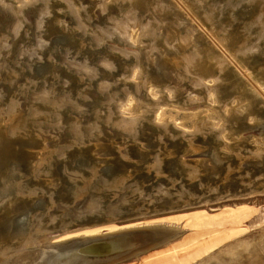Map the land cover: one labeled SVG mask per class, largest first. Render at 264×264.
Instances as JSON below:
<instances>
[{"label":"rangeland","instance_id":"1","mask_svg":"<svg viewBox=\"0 0 264 264\" xmlns=\"http://www.w3.org/2000/svg\"><path fill=\"white\" fill-rule=\"evenodd\" d=\"M41 263L264 264V0H0V264Z\"/></svg>","mask_w":264,"mask_h":264},{"label":"bare ground","instance_id":"2","mask_svg":"<svg viewBox=\"0 0 264 264\" xmlns=\"http://www.w3.org/2000/svg\"><path fill=\"white\" fill-rule=\"evenodd\" d=\"M145 236H146V235H145ZM135 240H136V239H135ZM115 243H116V242H115ZM132 245H133V244H132ZM101 249H102V248H100V251H102ZM120 250H121V249H120ZM48 260L51 261L52 259H51V260L48 259ZM41 262H42V261H41ZM51 262H52V261H51ZM48 263H49V262H48ZM48 263H47V264H48ZM41 264H42V263H41ZM43 264H45V263H43ZM50 264H51V263H50Z\"/></svg>","mask_w":264,"mask_h":264}]
</instances>
